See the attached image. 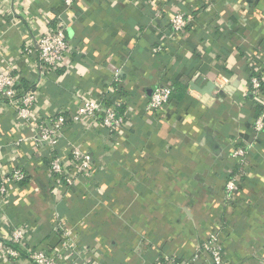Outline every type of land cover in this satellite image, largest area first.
Wrapping results in <instances>:
<instances>
[{
  "label": "crops",
  "instance_id": "obj_1",
  "mask_svg": "<svg viewBox=\"0 0 264 264\" xmlns=\"http://www.w3.org/2000/svg\"><path fill=\"white\" fill-rule=\"evenodd\" d=\"M0 0V69L18 75L35 98L31 125L0 101V174L20 167L26 179L0 206V238L27 229L31 242L60 249L59 216L77 251L98 264H156L160 254L190 258L208 231L223 237L229 264H259L264 249V131L252 123L264 108V0ZM190 17L174 33L172 14ZM62 25L73 50L60 68L41 66L35 43ZM161 51L153 53L155 46ZM30 52L25 55V49ZM259 67L262 97L248 92ZM124 124L67 122L61 147L77 146L99 168L74 186L53 185L47 159L35 150V122L75 111L117 85ZM210 93L190 87L219 81ZM172 82L170 106L145 112L156 84ZM194 90V91H192ZM237 141L251 145L246 175L232 201L224 182ZM241 167V165H240ZM236 169V168H235ZM234 169V170H235ZM226 200V201H225ZM0 264H33L24 255ZM65 264V263H63Z\"/></svg>",
  "mask_w": 264,
  "mask_h": 264
},
{
  "label": "built area",
  "instance_id": "obj_2",
  "mask_svg": "<svg viewBox=\"0 0 264 264\" xmlns=\"http://www.w3.org/2000/svg\"><path fill=\"white\" fill-rule=\"evenodd\" d=\"M64 5L71 7L73 2L64 0ZM189 21V16L176 12L169 19V27L172 32L180 33L187 27ZM72 50L62 25L48 26L38 36L35 43L36 58L41 66L47 68H60ZM161 50L158 45L152 49V52L158 53ZM24 51L25 55L32 53L29 48ZM113 75V81L117 85L108 86L101 96L84 98L75 111L68 115L58 112L51 117L41 118L39 123L33 124L35 126V135L32 137L33 145L35 150H41L42 155L47 159V171L53 185L74 186L77 177L88 179L99 168V162L94 161L88 153L83 152L77 146L72 145L65 150L61 147L63 130L68 121L95 123L100 120V124L111 132L117 131L124 124L126 114L121 111V92L118 88L120 70L115 69ZM220 81H215L214 86L222 88L223 83ZM261 83L259 67L252 64L248 79V92L256 101L262 97ZM171 91L172 82L170 81L156 84L145 105V112L152 114L167 110L170 106ZM0 101L8 104L17 113L22 123L31 125L32 108L35 104L34 95L20 87L18 75L11 70L0 69ZM252 131L256 135L264 131V108L253 121ZM234 145L229 156L235 162V166L230 168L229 175L224 182V198L229 202L233 200V196L242 185V178L247 172L243 168L246 166V158L251 148L246 141H237ZM26 177L27 173L20 167L13 168L9 173L0 174V206L4 198H8L9 188L23 182ZM53 222V231L58 232L61 238L59 250L52 252L41 249L31 242L27 229L14 228L4 238H0V259L19 258L23 254L33 264H68V257L63 254V250H66L67 254H73L79 246L74 243L72 229L61 217H54ZM261 253L259 264H264V249ZM226 256L223 237L213 229L207 232L199 248L190 258L182 259L163 253L157 257L156 264H229ZM81 259L79 264H98L90 257L81 256Z\"/></svg>",
  "mask_w": 264,
  "mask_h": 264
},
{
  "label": "water",
  "instance_id": "obj_3",
  "mask_svg": "<svg viewBox=\"0 0 264 264\" xmlns=\"http://www.w3.org/2000/svg\"><path fill=\"white\" fill-rule=\"evenodd\" d=\"M190 87L200 94L210 93L214 89L213 82H208L205 86L199 87L196 84L190 83Z\"/></svg>",
  "mask_w": 264,
  "mask_h": 264
},
{
  "label": "trees",
  "instance_id": "obj_4",
  "mask_svg": "<svg viewBox=\"0 0 264 264\" xmlns=\"http://www.w3.org/2000/svg\"><path fill=\"white\" fill-rule=\"evenodd\" d=\"M262 86V85H261Z\"/></svg>",
  "mask_w": 264,
  "mask_h": 264
}]
</instances>
